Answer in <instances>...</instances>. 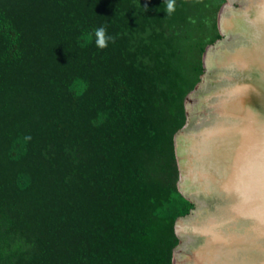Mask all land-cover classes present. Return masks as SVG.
<instances>
[{"label": "trees", "instance_id": "1", "mask_svg": "<svg viewBox=\"0 0 264 264\" xmlns=\"http://www.w3.org/2000/svg\"><path fill=\"white\" fill-rule=\"evenodd\" d=\"M226 1L0 0V264H173L174 139Z\"/></svg>", "mask_w": 264, "mask_h": 264}, {"label": "water", "instance_id": "2", "mask_svg": "<svg viewBox=\"0 0 264 264\" xmlns=\"http://www.w3.org/2000/svg\"><path fill=\"white\" fill-rule=\"evenodd\" d=\"M175 135L173 264H264V0H227Z\"/></svg>", "mask_w": 264, "mask_h": 264}, {"label": "clouds", "instance_id": "3", "mask_svg": "<svg viewBox=\"0 0 264 264\" xmlns=\"http://www.w3.org/2000/svg\"><path fill=\"white\" fill-rule=\"evenodd\" d=\"M173 7L174 5L172 0H169L167 4L168 12H172ZM94 37H95L94 42L96 46L100 49L106 48L108 46V43L114 40L112 36L107 34V30L104 26H101L95 30ZM81 39L84 41V43H87L90 39H92V36L89 34H85Z\"/></svg>", "mask_w": 264, "mask_h": 264}, {"label": "rangeland", "instance_id": "4", "mask_svg": "<svg viewBox=\"0 0 264 264\" xmlns=\"http://www.w3.org/2000/svg\"><path fill=\"white\" fill-rule=\"evenodd\" d=\"M224 4H225V3H224ZM224 4H223V5H224Z\"/></svg>", "mask_w": 264, "mask_h": 264}]
</instances>
